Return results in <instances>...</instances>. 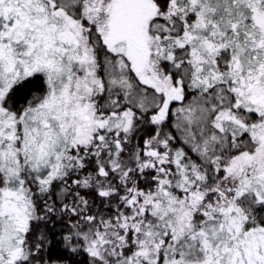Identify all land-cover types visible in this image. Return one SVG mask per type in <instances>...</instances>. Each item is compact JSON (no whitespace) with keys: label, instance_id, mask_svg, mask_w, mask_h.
Wrapping results in <instances>:
<instances>
[{"label":"snow or ice","instance_id":"1","mask_svg":"<svg viewBox=\"0 0 264 264\" xmlns=\"http://www.w3.org/2000/svg\"><path fill=\"white\" fill-rule=\"evenodd\" d=\"M0 264H264V0H0Z\"/></svg>","mask_w":264,"mask_h":264}]
</instances>
